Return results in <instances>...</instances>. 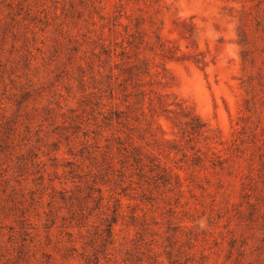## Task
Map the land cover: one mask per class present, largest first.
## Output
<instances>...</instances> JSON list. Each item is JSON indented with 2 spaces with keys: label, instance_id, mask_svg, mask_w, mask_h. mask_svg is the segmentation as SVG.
I'll return each instance as SVG.
<instances>
[{
  "label": "rangeland",
  "instance_id": "rangeland-1",
  "mask_svg": "<svg viewBox=\"0 0 264 264\" xmlns=\"http://www.w3.org/2000/svg\"><path fill=\"white\" fill-rule=\"evenodd\" d=\"M0 264H264V0H0Z\"/></svg>",
  "mask_w": 264,
  "mask_h": 264
},
{
  "label": "trees",
  "instance_id": "trees-1",
  "mask_svg": "<svg viewBox=\"0 0 264 264\" xmlns=\"http://www.w3.org/2000/svg\"><path fill=\"white\" fill-rule=\"evenodd\" d=\"M198 120V119H197Z\"/></svg>",
  "mask_w": 264,
  "mask_h": 264
}]
</instances>
